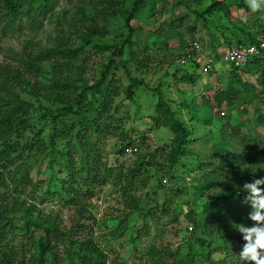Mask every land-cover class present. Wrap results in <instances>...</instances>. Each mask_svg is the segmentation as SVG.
<instances>
[{"label": "rangeland", "instance_id": "obj_1", "mask_svg": "<svg viewBox=\"0 0 264 264\" xmlns=\"http://www.w3.org/2000/svg\"><path fill=\"white\" fill-rule=\"evenodd\" d=\"M134 1L123 0L129 10ZM231 1L236 3L231 4ZM216 3L229 5L236 23L246 16L244 10L237 6L239 0H155L137 14L133 23L136 29L132 36L133 43L125 47L124 56L116 57V65L108 78L118 89L111 107L112 111L117 107L118 114L113 115L116 119L101 116L102 133L87 131L94 145L93 158L101 161L107 182L85 188L94 191L95 196L89 200L82 199L81 206L85 208L87 218L81 220L79 207L73 202L46 193L48 179L60 172L56 164L53 173L52 158L57 157L61 165L65 162L57 152L52 151V138L56 133L59 150L64 148L63 143L73 142L74 147L76 135L80 131L86 132L87 125H82V122L99 117L96 108L100 112L104 99L100 92L88 91L81 106L77 103V96L83 93L85 86L100 83L115 46H120L129 35L126 16H119L110 23L107 26L109 34L101 40L96 38L93 45L86 47L84 53L70 63L60 57L49 58L43 53L55 50L64 38L76 34V31H70L71 21L77 18L74 1H61L58 8L42 18L38 25L33 26L31 21L24 20L21 25L6 28V24L0 21V66L11 65L25 71L20 59L42 56L32 63L36 70L26 75L29 86L17 91L33 107L28 118L29 129L20 141L38 136L46 147V153L30 158L22 165L24 169L19 174L27 172L34 183L43 184H39L35 190L27 188L22 193L12 194L19 207L23 208L16 220L19 229L25 227L22 218L24 210L31 208L34 219L40 212L43 217H57L62 229L69 230L80 220L81 226L75 230L74 236L81 243H93L104 253L107 264H155L153 262L160 258L166 264H209L201 257V253L206 255L207 250L198 244L199 238L208 241L217 239L219 244L215 245L211 259L214 262L225 260L226 243L219 227L214 226L211 231L194 227L198 220L202 219L203 222L208 219L203 209L217 192L225 188H242L238 181L230 182L229 179L234 176L230 169L221 165V157L231 150L236 141L225 144L223 150L218 152L216 141L209 134L214 136L226 131L230 136V133L236 135L237 128L240 129V135H246V146L254 148V159L264 167V124L257 121L260 117L264 121V96L256 76L240 70L239 75L248 82L247 87L238 86L241 94L232 106L225 104L222 108L202 113L203 119L208 121L206 125L193 120L181 104L194 96L196 102L201 104L202 96L212 98L217 91L227 88L231 69L227 67L224 57L238 42H247L249 34L261 33L260 25H254L258 19L264 21V8L249 15V24L242 25L247 31L245 34L235 31L223 10L216 11L206 20L195 14ZM85 12L88 17L93 16L89 7H85ZM79 43L81 41H77V47ZM194 43L200 45L205 54L216 57L218 64L210 75L202 73L201 63L180 64L182 58L178 56ZM103 44L110 46L111 50L96 51V45ZM127 61L132 75L144 80L149 87L138 89L134 101L126 100L130 82L123 66ZM177 67L181 74L200 73L202 76L196 86L177 84L174 78ZM59 79L75 83L77 89L68 91L54 88L52 83ZM158 87H161L165 101L176 117L190 123L192 133L191 144L186 149L187 156H182L172 170L169 169L167 155L174 146V135L163 119L157 123L154 120L157 116V99L151 89ZM70 106L73 108L71 113L66 110ZM52 115L57 118L55 124ZM118 117L123 119L121 124L117 123ZM126 135L132 139V149L136 150L130 157L118 154L125 145ZM75 153L78 161L80 153ZM142 160L149 161L150 165H146V169L137 176L128 175ZM250 167L251 164L247 162L246 170L249 171ZM106 169L111 172H106ZM120 174L124 176L123 182L118 180ZM207 179H216L223 185L211 190L204 189L202 195L197 194L198 187ZM7 195H11L10 188L0 186V199ZM134 201L146 212H153L155 220H148L145 226L141 221L145 217L131 205ZM128 213L126 225L129 231L120 236V219ZM175 217L177 220L172 221ZM245 224L251 225L252 221ZM138 229L140 234L136 237L133 233ZM78 230L81 231L76 232ZM192 233L193 237L190 236ZM27 243V264H35L32 258L34 251L30 247L32 242ZM231 256L239 255L231 252Z\"/></svg>", "mask_w": 264, "mask_h": 264}, {"label": "trees", "instance_id": "obj_2", "mask_svg": "<svg viewBox=\"0 0 264 264\" xmlns=\"http://www.w3.org/2000/svg\"><path fill=\"white\" fill-rule=\"evenodd\" d=\"M61 1L63 0H0V21L6 24V28H11L16 24L21 25L24 20L31 21L33 26L38 25L42 18L47 17L48 14L53 13L58 8ZM67 1H74L76 3L75 9L77 10V18L70 23V31H76V34L73 35L72 32H68L72 34V36L64 38L55 50L50 52L45 51L43 54L48 55L49 58L53 56L60 57L70 63L73 59L84 53L86 47L93 45L96 38L99 40L105 38L109 34L107 26L119 16H126V26L129 29L128 37L120 46H115L112 59L105 67L100 83L92 87L85 86L83 93L77 96V103L81 106L85 99L84 94L88 91L100 92L104 99L100 104V106H102L100 112L96 108L99 117L89 122H82V125H87L86 132L80 131L76 135L74 147L73 142L67 144L63 143L64 148L59 150L57 149L59 147L58 143H56V133L52 138V151H55V153L57 152L60 156L59 158L63 159L65 162L61 165L58 163L57 157L54 156L52 158L51 169L53 173L55 172L54 167L56 164L60 167V172L51 175L48 179L46 193L68 200V202H73L74 205L79 207L78 212L81 220L87 218L85 216V208L81 206L82 199L89 200L95 196L94 191H87L85 188L90 186L95 187L98 184L104 185L107 182L104 170L102 166H100L101 161H97L93 158L94 145H92L87 131L95 132L96 134L102 133L101 122H99L101 116L106 115L108 119H116L113 115L118 114L117 107L114 108V111H112L111 107L114 98L118 94V89L115 83L109 81L108 78L112 68L116 65V57L124 56L125 47L133 43L132 36L136 32L133 23L137 18V14L143 11L149 2L155 0H135L130 10L125 6L123 0ZM233 3L236 2L231 1V4ZM237 4L238 8L243 9L246 14H253V11H251L247 5V0H239ZM85 7H89L92 10V17L87 16ZM218 10L225 11V16L235 31L237 30L241 33L247 32L245 28L242 27L245 21L241 18L240 21L236 23L232 19L230 6L226 3L213 4L207 10L195 14L198 15L199 18L206 20V17L213 15ZM258 20L254 26H258L259 24L262 31L264 21H261V19L260 21ZM103 23L104 25H102ZM257 34H249L247 42H238L236 46L256 44L261 33ZM77 41H81L78 47ZM105 49L111 50V47L106 44L98 45V47L96 45V51ZM184 56H186V50L183 53L181 52L178 58ZM41 57H29V60L20 59L19 61L25 71L11 65L0 66V186L7 189L10 188L11 190V195H7L0 199V264H27L26 241H28V243L32 242L30 247H32L34 251L32 258L33 261L36 262L35 264H107L104 253L93 243L88 241V243H81L74 236L75 230L81 226L80 220L76 222V226H73L69 230L62 229L59 224V218L43 217L40 212V215L34 219L30 212L32 209L29 208L24 210V215L22 217L25 226L24 229H19L16 225L17 215L23 211V208L19 207V202H17L15 198H12L13 192L22 193L27 188L35 190L40 186L39 184H43L42 182L34 183L27 172L23 175H19L23 171L22 169H24L23 166L25 162L32 157L45 154L46 147L38 136L20 141L29 129L28 118L33 107L31 103L22 98L21 93L17 92L18 89L24 90L25 86H29L26 75L36 70L37 67L32 63ZM261 60H264V53L251 58L242 68H236L226 64L227 67L231 69L227 88H222L217 91L212 98H204V96H202L201 104L196 102L195 96L193 99H185L181 104L183 109L188 111L193 120L206 125L208 121L203 119L202 113L206 110L214 111L217 108H222L225 104L232 106L237 97L241 94V90L238 86H242L243 88L247 87L248 82L241 79L239 75L240 70L252 72L254 76H256L264 96V62L262 63ZM128 62L129 61L123 66L130 82L126 91V100L134 101L138 89L149 87L144 80L138 79L132 75L131 69L127 65ZM211 72L208 73V75H210ZM201 76L202 75L197 71L194 73L185 72L181 74L178 67L174 74L177 84L192 86H196ZM52 84L54 88L63 90L71 91L77 89L74 85L75 83L63 81L62 79ZM101 88L102 90L100 91ZM151 90L154 92V96L157 99V116L154 118V120H156L155 123L163 119L174 135V146L167 155L169 169L172 170L177 165L179 159L188 154L186 149L192 141L190 139L192 136L190 123L176 117L174 111H172L166 103L165 95L161 87ZM66 110L71 113L73 108L70 106ZM257 112L259 111L257 110ZM117 119V123L121 124L123 122L122 118L118 117ZM52 120L54 124L57 123V118L53 117V115ZM257 121L261 125L264 124L261 117L258 118ZM239 130L238 128V132L235 130L237 132L236 135L230 133L229 136L226 131H222L214 136L209 134V136H211L212 140L216 141L215 147L219 150L218 152L223 150L225 144H231L232 141H236V144L231 147V150L226 153L225 156L221 157V165L223 168L230 169L231 174L234 176L229 179L230 182L238 181L240 185L243 186L245 182H251L255 178L264 177V167L254 159V148L251 145L246 146L244 141L246 135L242 137ZM57 135L59 136L58 133ZM124 140L125 145L118 152L122 157L127 156L126 150L134 146V142L128 135L125 136ZM75 152L80 153V159L78 161L75 157ZM216 156L219 155L216 154ZM247 162L251 164V169L249 171L246 170ZM117 164L119 163L117 162ZM146 165H150V162L142 160L134 169L130 170V174L128 173V175L137 176L146 169ZM105 171L111 172L110 169H106ZM123 179L124 176L120 174L118 180L123 182ZM222 185L223 183L221 181L207 179L198 187L199 191L197 194L202 195L204 189L211 190L220 188ZM245 195L243 188H225L217 192L204 206L203 210L207 213L208 219L203 222L202 219H200L198 222L194 223V227L197 230L205 228L207 231H211L214 226L219 227L221 237L226 243L224 250L227 257L224 258L225 260L223 261L220 260L221 262H214L211 259V255L215 252V245L219 244L218 240L211 239L208 241L207 239L199 238L198 244L207 250L206 255L201 253V257L207 262H210L209 264H239L238 257H234L235 255L231 256V252H235L236 256L239 255L244 244L241 234L237 233L234 225L245 224L250 221L248 215L251 211V207L245 202ZM131 205L137 212L145 217L141 220L145 226L148 225L146 223L148 220H155L156 215L151 211L146 212L145 208L139 207L136 201L132 202ZM129 214L130 213H128L125 218L120 219V230L118 231L120 236H123L129 231V227L126 225ZM176 220L177 217L172 219V221ZM79 231L81 230L76 232ZM133 234H136L137 237L140 234V230H135ZM190 236L193 237L194 233L190 234ZM218 250L222 253L221 249L218 248ZM153 263L166 264L162 258L157 259Z\"/></svg>", "mask_w": 264, "mask_h": 264}, {"label": "clouds", "instance_id": "obj_3", "mask_svg": "<svg viewBox=\"0 0 264 264\" xmlns=\"http://www.w3.org/2000/svg\"><path fill=\"white\" fill-rule=\"evenodd\" d=\"M247 5L256 12L264 8V0H247ZM242 188L245 202L251 207L248 219L252 224L234 225L244 241L239 264H264V177L245 182Z\"/></svg>", "mask_w": 264, "mask_h": 264}, {"label": "built area", "instance_id": "obj_4", "mask_svg": "<svg viewBox=\"0 0 264 264\" xmlns=\"http://www.w3.org/2000/svg\"><path fill=\"white\" fill-rule=\"evenodd\" d=\"M264 53V26L261 31L260 36L257 39V43L253 45H238L227 52L224 57V61L227 65L232 67H243L246 63L253 57L258 56ZM215 57V56H214ZM211 55H207L201 49L200 45L194 43L186 51V56L182 57L180 60L181 65L189 64V63H201L202 64V72L204 74H208L217 67L218 62H216V57L214 58ZM200 64V65H201ZM136 152L132 148H128L126 150L127 156H131Z\"/></svg>", "mask_w": 264, "mask_h": 264}, {"label": "crops", "instance_id": "obj_5", "mask_svg": "<svg viewBox=\"0 0 264 264\" xmlns=\"http://www.w3.org/2000/svg\"><path fill=\"white\" fill-rule=\"evenodd\" d=\"M249 15H253V14H246V16L242 17V20L245 21L244 23H245L246 25L249 24V23H248V21H249Z\"/></svg>", "mask_w": 264, "mask_h": 264}]
</instances>
